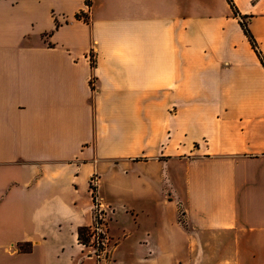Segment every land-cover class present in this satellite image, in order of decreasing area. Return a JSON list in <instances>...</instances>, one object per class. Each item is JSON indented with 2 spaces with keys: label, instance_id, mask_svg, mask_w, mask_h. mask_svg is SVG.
Segmentation results:
<instances>
[{
  "label": "crops",
  "instance_id": "crops-1",
  "mask_svg": "<svg viewBox=\"0 0 264 264\" xmlns=\"http://www.w3.org/2000/svg\"><path fill=\"white\" fill-rule=\"evenodd\" d=\"M233 2L0 0V259L94 264L95 175L111 264H264V0Z\"/></svg>",
  "mask_w": 264,
  "mask_h": 264
},
{
  "label": "built area",
  "instance_id": "built-area-1",
  "mask_svg": "<svg viewBox=\"0 0 264 264\" xmlns=\"http://www.w3.org/2000/svg\"><path fill=\"white\" fill-rule=\"evenodd\" d=\"M98 179L94 175L90 179V189H92L93 195V223L92 226L89 227L88 230V243L94 246V254H96L99 264L103 258H105L107 254V246H106V219L103 208L105 209L103 203L97 195V185ZM180 220L184 217L185 211L180 210L179 212ZM92 253V254H93Z\"/></svg>",
  "mask_w": 264,
  "mask_h": 264
},
{
  "label": "rangeland",
  "instance_id": "rangeland-1",
  "mask_svg": "<svg viewBox=\"0 0 264 264\" xmlns=\"http://www.w3.org/2000/svg\"><path fill=\"white\" fill-rule=\"evenodd\" d=\"M91 193H92V189H90ZM104 213H105V219L106 222H108V209H104ZM94 215V214H93ZM108 228H110V225H108ZM105 231H106V246H107V254L105 256V258H103V260L101 261V264H111L113 261V254L111 252V249L113 246H115L119 240V238L117 237L116 233L114 232V229L111 227V231L107 229V227H105ZM80 244L83 246L84 248V256L87 258H91L92 262H94V264H99L98 258L96 256V254H94V246L91 245V243L87 242H82L80 241ZM3 245V244H2ZM8 245V244H5ZM11 248H16L17 250H19L22 253H27L30 252L32 244L30 242H17L16 244H11L10 245ZM93 253V254H92ZM0 264H9V259L7 257H2L0 259Z\"/></svg>",
  "mask_w": 264,
  "mask_h": 264
},
{
  "label": "trees",
  "instance_id": "trees-1",
  "mask_svg": "<svg viewBox=\"0 0 264 264\" xmlns=\"http://www.w3.org/2000/svg\"><path fill=\"white\" fill-rule=\"evenodd\" d=\"M228 2H229V4H230V6L232 7L234 13L237 15V14H238V11H237V9H236V5L234 4L233 0H228ZM241 24H242V27H243L245 33L248 35V37H249L251 43H252L253 46L256 48V41H255L253 35L251 34V32H250V30H249V28H248V26H247V23H246L244 17H242ZM258 54H259V56H260L262 62L264 63V56H262L259 52H258ZM88 230H89L88 227H81V228L79 229V231H78V232H79V233H78V237H79V240H80V241H82V242H87V241H88V239H89V238H88Z\"/></svg>",
  "mask_w": 264,
  "mask_h": 264
}]
</instances>
